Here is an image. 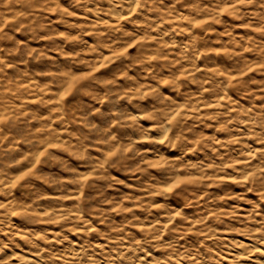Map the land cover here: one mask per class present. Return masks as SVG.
Here are the masks:
<instances>
[{
    "label": "clouds",
    "instance_id": "9594fccd",
    "mask_svg": "<svg viewBox=\"0 0 264 264\" xmlns=\"http://www.w3.org/2000/svg\"><path fill=\"white\" fill-rule=\"evenodd\" d=\"M0 264H264V0H0Z\"/></svg>",
    "mask_w": 264,
    "mask_h": 264
}]
</instances>
